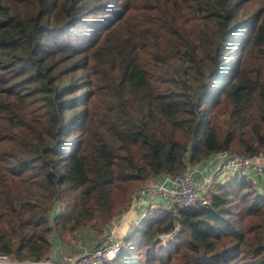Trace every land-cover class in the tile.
I'll use <instances>...</instances> for the list:
<instances>
[{"label": "trees", "instance_id": "trees-1", "mask_svg": "<svg viewBox=\"0 0 264 264\" xmlns=\"http://www.w3.org/2000/svg\"><path fill=\"white\" fill-rule=\"evenodd\" d=\"M97 6L0 0V253L16 259L48 258L55 235L102 233L159 177L264 150V15L241 19L240 0H144L135 16L129 0L72 47ZM240 28L234 65L227 33ZM245 178L152 213L108 264H264V193Z\"/></svg>", "mask_w": 264, "mask_h": 264}, {"label": "built area", "instance_id": "built-area-1", "mask_svg": "<svg viewBox=\"0 0 264 264\" xmlns=\"http://www.w3.org/2000/svg\"><path fill=\"white\" fill-rule=\"evenodd\" d=\"M257 158L264 160V155L261 154ZM205 170L198 166L188 165L179 175H167L160 177V180L155 179L146 183L136 192L131 207L139 203H149L150 207H153L152 202L157 198L168 205L180 208H192L198 204L206 205L217 180L225 179L233 174L250 176L257 181L255 176L264 172V162L258 164L252 159L221 152L217 153L215 168L210 173L204 172ZM145 215L146 213L143 216ZM122 248L123 239L117 238L82 254H65L60 260L16 259L11 255L0 253V264H108L117 259Z\"/></svg>", "mask_w": 264, "mask_h": 264}, {"label": "rangeland", "instance_id": "rangeland-1", "mask_svg": "<svg viewBox=\"0 0 264 264\" xmlns=\"http://www.w3.org/2000/svg\"><path fill=\"white\" fill-rule=\"evenodd\" d=\"M127 1H129V0H95V3L98 4V6H97L98 8L96 7V9L98 11L97 12L93 11V12L89 13V15H88L89 18H87L86 21L81 22L73 30H71L72 34L69 38V43L72 45V47H76L81 41H83V45H88L91 42L92 37H93V33L91 30L92 27H90V24H96L100 20H106V19H108V17L110 15H114L113 17L115 18L116 12H118L123 7L124 3H126ZM142 1H144V0H130V6L132 7V8H130L131 14H135V16H137V14L142 11V8H141V2ZM262 7H264V0H240V7H239L238 13H239V16L241 17V19H245L246 17H253L256 15V13H259V15H264V12H262V13L259 12V10ZM129 20H131V19L126 18V20H124L122 22V24L125 25V22H127ZM252 20H253V18H252ZM241 30H242V28L237 29V30H232L231 32L227 33V37L231 38L230 41L233 42L232 44L234 46L231 48V50H228V52L226 53V58L224 61H228V59H229L228 57L231 56V58H232L231 60L234 63V65L237 64L238 55H240L242 53V48L240 47V45H242V44L244 45V43L247 42L246 35L250 32V31L248 32L247 30L246 31L242 30L243 31L242 32ZM249 30H250V27H249ZM84 35H87V37L85 39L83 37ZM233 48H235V49H233ZM255 49L256 48L254 45L248 46L245 49L246 53L244 54V57H243L244 63H249L252 61L253 57L257 54L255 52ZM59 57H61V59L63 58L62 55H59ZM228 62H230V61H228ZM225 71H224V73H226ZM225 75H226V77H228L231 74H225ZM80 76H81L80 72L79 73L75 72V76H73V77L78 78ZM68 78H70V76H67V79ZM99 101H101L99 97L94 96L91 98V101L89 104V109H88V114H92V120L96 119L95 117H96V113L99 109V107H98ZM79 109L84 111L85 108L83 106L82 108H79ZM74 112L75 111H72V112L67 111L66 115L69 117ZM40 117H42V115ZM224 117L225 116H222L220 118V122L224 119ZM244 131H247V128H245ZM68 146H66V148ZM66 151L67 150H64V152H66ZM226 152L233 154V155L242 156L244 158L252 159V161H254L255 163H258V164H262L264 162V160L262 158H257L261 154L264 155V150H260L259 152H257L258 154L255 156H245L239 152H229V151H226ZM235 176L246 177L245 179L252 184V186L256 190V192L264 193L263 192L264 191V188H263L264 185L262 187L260 184H258V182H259L258 180L254 181L253 178H250V176L248 177L246 175H233L232 174L225 179L221 178L220 180H217V182H226ZM131 204H132V202H131ZM130 207H131V205L129 206V208ZM129 208H127V209H129ZM123 214H127V210L124 213H122V215ZM146 216L147 215L143 216V218H145ZM128 219H130V218H128ZM177 231H178V229H177ZM177 231H175V233H173V234H163L162 236H160L159 238L162 241V244L168 245L169 242L174 240L173 237ZM167 247H169V246H167ZM86 251H84V252H86ZM84 252H81L78 254H82ZM78 254H75V255H78ZM26 260H28V259H26Z\"/></svg>", "mask_w": 264, "mask_h": 264}, {"label": "crops", "instance_id": "crops-1", "mask_svg": "<svg viewBox=\"0 0 264 264\" xmlns=\"http://www.w3.org/2000/svg\"><path fill=\"white\" fill-rule=\"evenodd\" d=\"M216 164L217 154H213L195 166L206 169L204 172L210 173ZM157 180H160V177ZM152 203L154 204L153 207H150L149 203L134 204L133 207L127 210V214H121L122 216L120 215L118 218H115L102 233L97 234L94 231H89L82 235L65 234L62 238L56 235L53 236L51 239L52 249L47 255L48 258L60 260L65 254H78L93 249L101 243L111 241V239H125L131 236L141 220L145 218L149 219L152 213L169 207L168 203L159 198L155 199ZM145 213L147 216L143 219Z\"/></svg>", "mask_w": 264, "mask_h": 264}]
</instances>
